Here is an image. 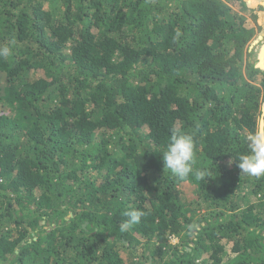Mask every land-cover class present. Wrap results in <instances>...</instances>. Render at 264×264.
Masks as SVG:
<instances>
[{"label":"trees","instance_id":"obj_1","mask_svg":"<svg viewBox=\"0 0 264 264\" xmlns=\"http://www.w3.org/2000/svg\"><path fill=\"white\" fill-rule=\"evenodd\" d=\"M246 3L0 0V264H264V176L234 161L264 123Z\"/></svg>","mask_w":264,"mask_h":264},{"label":"clouds","instance_id":"obj_2","mask_svg":"<svg viewBox=\"0 0 264 264\" xmlns=\"http://www.w3.org/2000/svg\"><path fill=\"white\" fill-rule=\"evenodd\" d=\"M179 34H177L178 36ZM11 55V49L7 46L0 47V58H7ZM248 151L240 154L234 161L241 174L252 177L264 176V127H259L255 132L246 138ZM195 142L192 134L177 130L175 127L171 131L168 142L162 153L163 167L173 177L180 181L188 179L194 172L195 164ZM233 159L229 161V164ZM213 177L209 169L195 170V178L199 181L208 182V178ZM123 215L126 219L120 225V232H126L133 226L141 222L145 213L141 210L131 208Z\"/></svg>","mask_w":264,"mask_h":264},{"label":"rangeland","instance_id":"obj_3","mask_svg":"<svg viewBox=\"0 0 264 264\" xmlns=\"http://www.w3.org/2000/svg\"><path fill=\"white\" fill-rule=\"evenodd\" d=\"M246 1V0H245ZM252 4H248L249 6H252V7H247V8H252L251 10H255V7L257 6V4H262L264 3V0H252ZM234 2V1H233ZM234 5V9L238 11V13L240 15H243L245 17H247V19H251L248 15V13L244 12L242 10V8L240 6L237 5V3H233ZM255 6V7H254ZM254 7V8H253ZM262 20L264 21V18H262ZM251 21V20H250ZM258 35H261L262 38L260 40H258L257 42H255V40L257 39V37L250 43L249 45V52L252 53L251 55V61L254 62L256 64V67L260 64L261 62V59L259 58V55L261 53V50L263 49L264 47V24L262 26V29H261V32L258 34ZM264 60V58H263ZM258 82V81H257ZM263 104H264V101L262 103V107H263Z\"/></svg>","mask_w":264,"mask_h":264},{"label":"water","instance_id":"obj_4","mask_svg":"<svg viewBox=\"0 0 264 264\" xmlns=\"http://www.w3.org/2000/svg\"><path fill=\"white\" fill-rule=\"evenodd\" d=\"M261 38H262L261 35L257 36V39L255 40V42H257V41L260 40ZM257 68H259V69H261V70L264 71V69L262 68L261 65L257 66ZM262 111H263V113H264V104H263V107H262ZM263 126H264V123H263V120H261V122H260V127H263Z\"/></svg>","mask_w":264,"mask_h":264},{"label":"bare ground","instance_id":"obj_5","mask_svg":"<svg viewBox=\"0 0 264 264\" xmlns=\"http://www.w3.org/2000/svg\"><path fill=\"white\" fill-rule=\"evenodd\" d=\"M259 58L261 59V62H260L259 65H261L262 68L264 69V60H263V58H264V47H263V49L261 50V53H260V55H259ZM259 65H258V66H259Z\"/></svg>","mask_w":264,"mask_h":264},{"label":"crops","instance_id":"obj_6","mask_svg":"<svg viewBox=\"0 0 264 264\" xmlns=\"http://www.w3.org/2000/svg\"><path fill=\"white\" fill-rule=\"evenodd\" d=\"M246 2L248 3V0H246ZM247 3H246V4H247ZM258 5L263 6L262 4H257V6H258ZM263 7H264V6H263ZM251 9H252V8H250V11H251Z\"/></svg>","mask_w":264,"mask_h":264}]
</instances>
